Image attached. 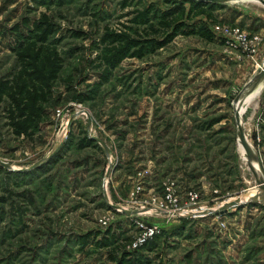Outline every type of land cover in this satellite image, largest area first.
Listing matches in <instances>:
<instances>
[{"label":"rangeland","instance_id":"1","mask_svg":"<svg viewBox=\"0 0 264 264\" xmlns=\"http://www.w3.org/2000/svg\"><path fill=\"white\" fill-rule=\"evenodd\" d=\"M263 64L259 0H0V264H264Z\"/></svg>","mask_w":264,"mask_h":264},{"label":"water","instance_id":"2","mask_svg":"<svg viewBox=\"0 0 264 264\" xmlns=\"http://www.w3.org/2000/svg\"><path fill=\"white\" fill-rule=\"evenodd\" d=\"M198 1H203L205 3H212V4H222L228 0H198ZM259 1L264 4V0H259ZM262 81H264V64L257 71V74L255 75V78H254V84L255 83L257 84V83L262 82ZM236 125H237L238 136L241 140V143L245 147L246 156L248 158L247 162H248L249 166L252 168V171H253V174L255 177V182H256V185H257L258 191H259L258 196L260 198L262 197L261 199H262V201H264V166H263L262 162L256 158L255 152L252 149L251 145L247 143L246 137H245L244 127L238 119H237ZM255 165L257 166V170H255V167H256ZM249 200L250 201L252 200L253 202L257 201V199L252 198V197H250Z\"/></svg>","mask_w":264,"mask_h":264},{"label":"crops","instance_id":"3","mask_svg":"<svg viewBox=\"0 0 264 264\" xmlns=\"http://www.w3.org/2000/svg\"><path fill=\"white\" fill-rule=\"evenodd\" d=\"M262 82H264V81H262ZM260 84H261V82H260ZM257 112L258 113L254 116V123L256 122L255 120H257L258 128L257 127L255 128L254 126H252L251 131H253V135L255 136V138L257 140L260 139V142L258 144V148L260 147V149L264 150V107L261 106V109L257 110Z\"/></svg>","mask_w":264,"mask_h":264},{"label":"built area","instance_id":"4","mask_svg":"<svg viewBox=\"0 0 264 264\" xmlns=\"http://www.w3.org/2000/svg\"><path fill=\"white\" fill-rule=\"evenodd\" d=\"M223 32H228L226 29H221ZM239 39L241 40L240 43L242 45V48L246 50L248 53H255L256 52V46L258 43V38L256 39H251L250 41L245 40L244 35H239Z\"/></svg>","mask_w":264,"mask_h":264},{"label":"bare ground","instance_id":"5","mask_svg":"<svg viewBox=\"0 0 264 264\" xmlns=\"http://www.w3.org/2000/svg\"><path fill=\"white\" fill-rule=\"evenodd\" d=\"M256 89V88H255ZM253 91H255V90H253ZM257 91V90H256ZM255 91V92H256ZM251 95V94H250ZM247 99V98H246ZM239 116V115H238ZM244 147V146H243ZM241 150H242V148H241ZM244 151H245V149H243ZM242 150V151H243ZM245 154H246V151L244 152ZM243 155V154H242ZM255 170H257V167L255 168ZM256 189H254L253 191H252V195H258V193H259V191L258 190H256ZM254 197V196H253ZM259 197V196H258Z\"/></svg>","mask_w":264,"mask_h":264},{"label":"trees","instance_id":"6","mask_svg":"<svg viewBox=\"0 0 264 264\" xmlns=\"http://www.w3.org/2000/svg\"><path fill=\"white\" fill-rule=\"evenodd\" d=\"M35 74H37V73H35ZM29 85H30V84H29ZM23 87L26 88V86H21L20 89L18 90V92H21V91L23 90Z\"/></svg>","mask_w":264,"mask_h":264}]
</instances>
